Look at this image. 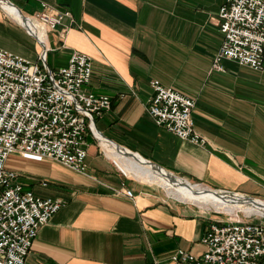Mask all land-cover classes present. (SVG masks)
Here are the masks:
<instances>
[{
	"label": "crops",
	"instance_id": "0c3cea01",
	"mask_svg": "<svg viewBox=\"0 0 264 264\" xmlns=\"http://www.w3.org/2000/svg\"><path fill=\"white\" fill-rule=\"evenodd\" d=\"M7 1L29 19L43 4L72 12L73 21L46 32L41 44L0 3V48L34 64L46 52L53 71L74 52L88 55L93 77L86 91L113 102L95 120L97 139L98 133L195 184L264 200V70L229 59L223 71L213 69L226 0ZM153 81L196 102L193 119L204 144L153 122ZM87 151L86 175L53 160L9 157L7 168L25 187L65 201L40 229L25 264H173L178 250L205 251L202 238L215 219L149 184L131 183L91 134Z\"/></svg>",
	"mask_w": 264,
	"mask_h": 264
},
{
	"label": "built area",
	"instance_id": "2783aa9c",
	"mask_svg": "<svg viewBox=\"0 0 264 264\" xmlns=\"http://www.w3.org/2000/svg\"><path fill=\"white\" fill-rule=\"evenodd\" d=\"M68 19L73 21L70 10L43 4L42 11L30 18L31 33L44 44L46 32L57 30ZM218 22L224 41L213 69L223 71L222 61L229 59L264 70V0H226ZM41 61L34 64L0 48V264H25L40 229L65 204L25 187L20 175L7 168L9 157L53 160L86 175L87 137L91 134L98 140L95 120L113 105L109 96L86 91L93 77L88 55L74 52L68 65L58 71L46 64V52ZM151 85L154 95L147 113L153 122L183 140L204 144L193 119L196 102L159 81ZM121 192L133 198L125 186ZM202 243V254L178 250L173 264H261L264 222L242 220L238 214L212 220Z\"/></svg>",
	"mask_w": 264,
	"mask_h": 264
},
{
	"label": "bare ground",
	"instance_id": "6f19581e",
	"mask_svg": "<svg viewBox=\"0 0 264 264\" xmlns=\"http://www.w3.org/2000/svg\"><path fill=\"white\" fill-rule=\"evenodd\" d=\"M1 2L8 13L16 20L24 24L29 30H33L30 19L24 17L23 13L7 0H0ZM97 137L107 155L118 162L126 173L133 175L140 181L159 185L169 196L181 202L194 204L203 210L214 209L217 212L232 216H236L239 212H243L248 216H264V201L260 199H251L245 195L215 191L206 186L194 184L188 179L149 164L140 156L132 155L127 149L117 146L114 142L98 133Z\"/></svg>",
	"mask_w": 264,
	"mask_h": 264
},
{
	"label": "rangeland",
	"instance_id": "374dc122",
	"mask_svg": "<svg viewBox=\"0 0 264 264\" xmlns=\"http://www.w3.org/2000/svg\"><path fill=\"white\" fill-rule=\"evenodd\" d=\"M1 4L3 5L2 2H1ZM3 7H4V5H3ZM4 8L6 10V7H4ZM96 141L98 143L99 148L102 150V147L100 146L99 139L96 140ZM108 158H109V160H111L116 165V166L115 165H113V166H115V168L116 167L118 168V169L116 168L117 169V172L121 176H123L124 178L128 179L131 183H135V184H146V185L149 184L148 186H151V188H154L155 190L159 191L161 194L164 195L165 198H168L169 200H174V201H177V202L179 201V200H177V199L169 196L167 194V192L162 187H160L159 185H157V184H150V183L145 182V181H140V180L136 179L133 175L126 173V171L123 168L120 167V165L118 164V162H116L115 160H113L110 157H108ZM192 183H194V182H192ZM260 200H262V199H260ZM262 201H264V200H262ZM179 202H181V201H179ZM182 203H184V202H182ZM184 204L195 208L200 214H203L205 216H209L210 218H213L215 220H228L230 218H236V216H232V215H229V214H226V213H223V212H217L214 209H211V210H203V209H201V208H199L196 205L191 204V203H184ZM238 215L240 216V218L242 220H246V221H256V222L257 221L264 222V217H261V216H258V215H254L253 217H248V215L245 214V213H243V212H239Z\"/></svg>",
	"mask_w": 264,
	"mask_h": 264
},
{
	"label": "water",
	"instance_id": "95a60500",
	"mask_svg": "<svg viewBox=\"0 0 264 264\" xmlns=\"http://www.w3.org/2000/svg\"><path fill=\"white\" fill-rule=\"evenodd\" d=\"M116 144V143H115ZM117 146H119V147H121L120 145H118V144H116ZM131 154L132 155H137L136 153H133V152H131ZM138 156V155H137ZM142 158V157H141ZM145 160V159H144ZM146 162H148L149 164H152L153 166H156V167H158V168H160V169H164V168H162L161 166H158V165H156V164H154V163H151L150 161H148V160H145ZM222 192V191H221ZM251 199H253V198H251Z\"/></svg>",
	"mask_w": 264,
	"mask_h": 264
}]
</instances>
